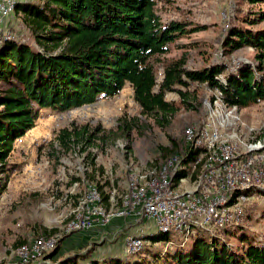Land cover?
Masks as SVG:
<instances>
[{
	"label": "trees",
	"instance_id": "1",
	"mask_svg": "<svg viewBox=\"0 0 264 264\" xmlns=\"http://www.w3.org/2000/svg\"><path fill=\"white\" fill-rule=\"evenodd\" d=\"M248 1L252 5L264 2ZM157 6V0H32L15 4L14 13L22 16L29 38H4L0 44V173L7 171L17 142L36 128L45 111L68 113L114 98L127 86L132 88L140 117L132 121L121 118L113 132L90 125L62 128L56 131L49 154L58 161L83 155L112 140L129 137L135 129L143 134L149 121L168 130L182 109H198L199 88L220 90L228 104L241 110L264 102V28H259L264 23V11L241 16L223 44L226 56L242 49L253 50L257 67L246 63L238 68L222 64L190 69L185 55L170 60L164 57L180 39L204 28H191L190 22L182 20H164ZM168 93H177L179 102L168 101ZM142 120L146 125H139ZM171 140L168 148H160L164 162L156 160L160 164L154 169L157 172L175 156L182 157L181 167L191 161L192 148L185 139L181 144ZM86 159L91 170H87L84 184L87 189L95 186L107 207L110 194L104 195L95 184L105 177V171L97 168L91 152ZM186 176V172H171L176 184ZM80 179L73 176L72 184ZM238 226H224L221 231L217 228L218 237L196 232L186 243L178 233L149 235L145 237L149 242L173 243L166 249L170 251L154 257L152 264H264L263 243L249 242L243 236V244L247 243L244 248L235 249L230 244L231 237L239 234ZM76 233L83 232L66 234L57 240L53 252L29 264L88 261L90 250L56 261L62 243ZM134 257L92 259L87 264H142L134 262Z\"/></svg>",
	"mask_w": 264,
	"mask_h": 264
},
{
	"label": "rangeland",
	"instance_id": "2",
	"mask_svg": "<svg viewBox=\"0 0 264 264\" xmlns=\"http://www.w3.org/2000/svg\"><path fill=\"white\" fill-rule=\"evenodd\" d=\"M157 2V8L164 20H182L190 22L191 28H204L172 45L171 52L164 57L165 59L185 55L190 69L222 64L238 68L246 63L257 67L253 50L242 49L226 56L223 44L228 31L234 24L239 23L241 16L248 12L253 14L264 11V2L258 5L250 4L248 0H157ZM11 15L8 30L15 39L27 40L29 33L22 16L16 13ZM259 28H264V23ZM198 93L200 95L198 109L195 111L182 109L168 130H161L149 121L148 128L143 134L135 129L129 137L112 140L83 155L63 157L61 161L49 154L56 131L72 124L100 126L106 132L115 131L121 118L132 121L140 117L133 100V91L127 86L114 98L102 99L93 105L68 113L45 111L36 128L17 142L7 171L0 173V264H29L37 259L41 261L45 255L54 251L57 240L77 231V228L72 226L83 220L87 209L85 204L88 200V190L95 187L89 185L87 189V184H84L85 174L87 170H91L86 166L88 163L86 157L90 152L95 158L97 168L101 167L105 171V177L98 179L95 184L102 188L104 195L110 194L114 198L112 204L106 203L108 208L104 206L102 200L103 210L107 213H116L121 209L125 198L133 189L129 179L132 173L137 174L138 182L142 184L157 177L160 171L154 169L164 162L161 160L160 148H168L172 143L171 139L181 144L184 139L186 141L189 130L206 124L205 120L210 113L209 104L217 93L209 91V88H199ZM166 99L170 102H179L180 96L177 93H168ZM230 116L228 124L224 127L226 133L232 132L231 141L235 136L237 137L234 141L237 142L238 138L243 142L247 141L252 134L259 133V136L261 134L264 136V102L247 109H238ZM139 125H146V121L142 120ZM159 159L160 164L156 161ZM73 176L81 178L80 181L72 184ZM186 178L182 183L183 191L192 188L195 175H187ZM241 211L243 222L237 227L239 234L231 237L230 244L235 249L244 248L247 243L243 244V236L249 242L264 244V198L256 196L246 201L241 205ZM154 232L153 222L149 220H134L131 216L114 219L113 222L108 220L101 228L83 232L84 234L76 233L64 241L56 261L74 253H88V250L92 251L88 261L124 257L127 255L126 237L139 235L146 240L145 237ZM39 240H54L55 243L53 248H44L36 256L35 252L23 255ZM165 251H170L166 250L165 243L155 244L146 240L144 249L137 256L134 255L132 260L152 264L155 262L153 258L160 257ZM41 255L43 256L40 257ZM164 258L165 256L162 260ZM88 261L83 263L87 264Z\"/></svg>",
	"mask_w": 264,
	"mask_h": 264
},
{
	"label": "bare ground",
	"instance_id": "3",
	"mask_svg": "<svg viewBox=\"0 0 264 264\" xmlns=\"http://www.w3.org/2000/svg\"><path fill=\"white\" fill-rule=\"evenodd\" d=\"M16 2L12 3L11 6V14L14 13ZM14 38H6V40H12ZM219 77L223 83H225V79ZM209 91H216L217 94H214V99L211 101L210 105V113L208 114V118L206 124L201 127H196L188 131V136L186 138L185 143L192 148V156L191 161L186 165L182 166V157L175 156L167 166L163 167L159 172L157 177H153L149 182L142 184L138 182L137 174L132 173L131 185L132 187H139V197L134 201V208H144L146 205V198L150 197V187H157V181H160L164 178V171L168 169H172L170 171V193L172 196H188L193 195L199 192L203 185V179L206 173H209L211 170V166L218 161V154L215 151H208V149H215V146L218 149H230L232 147L237 148L240 151L241 155H244V161L258 160V153H261L264 150V136H259L258 134H252L251 137L243 142L240 138H238V142L234 141L237 136H235L234 140H230V136L232 132L226 133L225 125L229 122V117L233 113L238 110V107L231 106L228 104L222 92L218 89H209ZM208 110V111H209ZM235 118V117H233ZM231 122V121H230ZM203 124V123H202ZM231 124V123H230ZM230 126V125H229ZM227 127V126H226ZM196 133L197 139H188L192 137V135ZM236 133V132H235ZM206 135L208 140H215V142H207V146L205 143ZM233 139V138H232ZM234 141V142H233ZM188 147V148H189ZM190 148V149H191ZM189 152V151H188ZM185 155V154H183ZM187 158V157H186ZM187 160V159H186ZM174 171L176 173L186 172V175H196L197 177L192 185L190 190H182V183L185 182L187 178H183L179 181L178 184L174 183L171 178V172ZM177 176V175H176ZM88 194V200L86 201V206H88V201L92 192L93 205L98 206V220L103 222L112 221V219L123 218V215L128 210L130 205V199L133 198L134 188L128 194V196L124 200V205L121 209L116 211V213H107L102 208V196L100 191L96 187H90ZM262 195V196H260ZM259 196L264 198V184L251 183L246 184L241 187L230 188L228 192L227 201H224V208H236L239 214H230L225 218L224 226H232L240 225L243 222V215L241 211V205L246 203V201L253 199L254 197ZM87 216V209L84 212V218ZM82 220V221H83ZM214 220V211H206V221ZM74 224L72 227L77 228ZM219 227H213V234H216V230ZM196 232H204L212 237L214 236L211 233L207 232V229L199 226V219H188L181 218L178 220L177 231L171 230V228H162L156 229L154 234L158 233H178L182 236L184 243L189 241V239L195 235ZM153 235V234H152ZM126 245H131V235L126 237L125 239ZM48 242V243H46ZM146 240L144 237L137 236L135 237V244H141L140 247H132L131 249H126L127 255H136L140 253L145 247ZM54 240H39L36 242L34 246H38L35 249V255L41 253L44 248L51 249L54 246ZM183 244V243H182ZM170 246H173V243H167L166 249ZM28 258V257H27ZM29 259V258H28ZM25 259V260H28Z\"/></svg>",
	"mask_w": 264,
	"mask_h": 264
},
{
	"label": "built area",
	"instance_id": "4",
	"mask_svg": "<svg viewBox=\"0 0 264 264\" xmlns=\"http://www.w3.org/2000/svg\"><path fill=\"white\" fill-rule=\"evenodd\" d=\"M19 0H0V44L4 38H14L8 30L11 21L12 3ZM196 133L188 139H197ZM215 142L208 140L205 143ZM218 154V161L211 166L209 173L205 174L203 185L199 192L188 196H172L170 193V171H164V178L157 181V187H150V197L146 198L144 208H134V201L139 197V187L134 188L133 198L130 199L128 210L124 218L132 217L134 220H149L153 222L155 229L171 228L177 231L178 220L181 218L199 219V226L207 229L214 236L213 227L223 230L225 218L230 214L241 215L236 208H224L230 188L241 187L246 184H264V150L258 153V160L244 161V155L237 148L208 149ZM129 179H133L130 177ZM206 211H214V220L206 221ZM113 222V219H112ZM105 222L98 220V206L93 205L92 192L87 206V216L77 226V232H87L95 228H101ZM131 235V245L126 249L140 247L135 244V237ZM48 243V242H46ZM38 246L30 247L29 252L23 255H31Z\"/></svg>",
	"mask_w": 264,
	"mask_h": 264
},
{
	"label": "crops",
	"instance_id": "5",
	"mask_svg": "<svg viewBox=\"0 0 264 264\" xmlns=\"http://www.w3.org/2000/svg\"><path fill=\"white\" fill-rule=\"evenodd\" d=\"M18 2H26V0H20V1H18ZM33 130H34V129H33ZM33 130H32V131H33ZM32 131H30L29 133H31ZM29 133H28L27 135H29ZM21 140H22V139H21ZM113 200H114V198L111 197V204L113 203ZM155 232H156V229H155ZM155 232H154V233H155ZM154 233H153V234H154ZM151 235H152V234H151Z\"/></svg>",
	"mask_w": 264,
	"mask_h": 264
}]
</instances>
